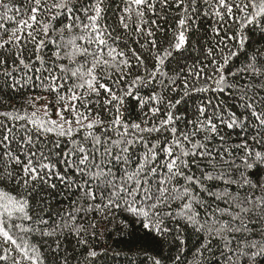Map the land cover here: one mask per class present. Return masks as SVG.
I'll return each mask as SVG.
<instances>
[{
  "label": "snow or ice",
  "instance_id": "6c2138e0",
  "mask_svg": "<svg viewBox=\"0 0 264 264\" xmlns=\"http://www.w3.org/2000/svg\"><path fill=\"white\" fill-rule=\"evenodd\" d=\"M0 264H264V0H0Z\"/></svg>",
  "mask_w": 264,
  "mask_h": 264
},
{
  "label": "trees",
  "instance_id": "16d2710c",
  "mask_svg": "<svg viewBox=\"0 0 264 264\" xmlns=\"http://www.w3.org/2000/svg\"><path fill=\"white\" fill-rule=\"evenodd\" d=\"M111 243H115V241H110ZM131 238L126 237L123 242H121L118 247H127L131 243Z\"/></svg>",
  "mask_w": 264,
  "mask_h": 264
}]
</instances>
